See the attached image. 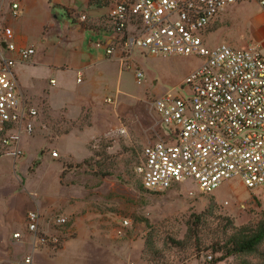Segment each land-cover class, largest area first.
I'll return each mask as SVG.
<instances>
[{
  "label": "built area",
  "instance_id": "obj_1",
  "mask_svg": "<svg viewBox=\"0 0 264 264\" xmlns=\"http://www.w3.org/2000/svg\"><path fill=\"white\" fill-rule=\"evenodd\" d=\"M246 1L256 2L264 13V0H125L110 9L112 31L124 49L123 66H131L137 50L144 56H186L201 62L185 78L184 94L167 92L151 102L162 134L145 145L135 169L146 190L163 193L192 181L202 193H210L235 178L252 191L264 187V49L259 44L211 47L207 41L208 29ZM11 9L17 17L19 5ZM80 18L86 20L85 15ZM4 37L7 50L17 57L0 56V159L24 155L23 136H32L38 119V110L20 93L14 73L36 50L11 43L10 28H5ZM96 45L102 47L101 42ZM106 52L112 54L113 48ZM135 75L141 83L144 72L136 70ZM118 132L125 134L126 128ZM52 157L58 158V152ZM41 219L38 211L28 212V232L38 245L58 249L69 233V217L49 218L52 234L42 228ZM130 225L123 220L118 236L126 237ZM212 261L211 255L204 258V264Z\"/></svg>",
  "mask_w": 264,
  "mask_h": 264
},
{
  "label": "crops",
  "instance_id": "obj_2",
  "mask_svg": "<svg viewBox=\"0 0 264 264\" xmlns=\"http://www.w3.org/2000/svg\"><path fill=\"white\" fill-rule=\"evenodd\" d=\"M119 1L125 0H0V56L17 57L16 52L6 48L5 28L12 30L10 42L17 48L36 50L29 62L14 68L20 93L34 105L48 107L50 121L58 119L62 126L72 124L66 132L57 134L56 140H50L51 128L46 121L41 128L47 139L46 152L39 147L27 154L24 142L31 145L35 141L32 135L22 141V157L0 159V264H26L29 257L30 264H152L144 258L142 238L129 234L119 237L118 228L100 222L106 214L97 212L89 199L80 196L82 188L73 180H65L72 174L67 172L68 166L82 164L90 155L88 145L109 135L120 115L142 101L128 100L135 97L123 84L127 68L122 63L124 49L109 21V11ZM13 4L20 7L17 17L11 9ZM242 7L238 4L230 8L224 17L239 13ZM82 15L86 16L85 21L81 20ZM248 22L262 27L255 36L264 49L262 10ZM98 42L102 47L96 45ZM106 48H113V53L107 54ZM102 104L114 106L105 110L100 107ZM86 112L90 114V124L74 125ZM96 127L100 131L90 133L84 141L81 135ZM55 141L59 147L54 146ZM75 141L84 144L81 157L66 147ZM53 151L58 152V158L52 157ZM41 166H58L53 179L49 174H40ZM30 211L41 214V226L48 234L55 232L47 223L49 218L58 214L69 217V233L58 249L35 243L27 230ZM17 233L20 238L14 237Z\"/></svg>",
  "mask_w": 264,
  "mask_h": 264
},
{
  "label": "rangeland",
  "instance_id": "obj_3",
  "mask_svg": "<svg viewBox=\"0 0 264 264\" xmlns=\"http://www.w3.org/2000/svg\"><path fill=\"white\" fill-rule=\"evenodd\" d=\"M240 4H243L242 11L222 17L208 29L209 46L231 43L244 48L259 44L255 33L261 31L262 27L250 25L248 19L256 17L260 7L254 1ZM139 52H134L135 61L124 70L123 84L135 97L128 100L142 101L133 110L120 115L118 125L109 131V135L105 134L88 145L90 155L82 164L68 166L67 172L72 174L65 180L77 183L82 188L80 196L89 199L97 212L106 214L99 219L100 222L115 229L120 227L123 220H129L131 225L127 235L142 238L145 244L146 241L150 242L152 247L148 248L147 256L156 264H204V258L209 255L214 259L221 256L222 252H213L215 245H227L229 235H224L227 221L222 220L221 216L231 218L237 226L262 218L264 187L252 191L240 178H235L222 183L210 193H202L192 181L163 193H152L144 189L135 169L142 159L145 145L156 141L162 130L151 102L166 92L184 94V80L188 73L198 68L200 61L195 57L164 58L144 56ZM136 69L144 72L140 84L136 79ZM113 106L100 105L105 110L113 109ZM34 107L38 110L32 134L35 141L31 145H25L24 142L27 154L39 147H47V139L42 136L46 121L51 128L50 133L47 132L50 140H56L57 134L66 132L72 126H62L58 119L50 121L52 114L48 107L38 104ZM89 118L90 114L86 112L81 121L74 125L85 127L90 124ZM123 127L126 128L125 134L118 132ZM98 131L100 127L86 131L81 137L86 141L90 133ZM25 138L30 136H23V140ZM54 146L59 147L56 141ZM66 147L76 157L85 153L84 144L79 141ZM61 151H65V146ZM41 168L40 174H49V178L53 179L58 166ZM191 192L193 195H190ZM211 206L213 217L197 225L194 215L203 213ZM225 232L229 234L226 229ZM263 252L264 244L259 254L264 256ZM243 259V256L235 255L219 264H241ZM250 259L254 263L259 262L256 257L250 256Z\"/></svg>",
  "mask_w": 264,
  "mask_h": 264
},
{
  "label": "trees",
  "instance_id": "obj_4",
  "mask_svg": "<svg viewBox=\"0 0 264 264\" xmlns=\"http://www.w3.org/2000/svg\"><path fill=\"white\" fill-rule=\"evenodd\" d=\"M210 217H213L212 206L203 213L194 215V221L197 225H200V223L206 221L207 218ZM221 219L227 221V227H224V235L229 236L226 241L227 245H225V243L223 246L217 244L212 248L215 254L222 252L221 256H218L215 259L213 258L212 264H219L227 258L235 255L244 257L241 264H264V256L263 254H259L260 247L264 244V214L258 221L240 226H237L231 218L221 216ZM225 229L226 231H229V234L225 232ZM150 247H152V244L146 241L144 258L146 256V261L156 264L149 258V256H147L149 251L148 248ZM250 256L258 258L259 262L254 263L250 259Z\"/></svg>",
  "mask_w": 264,
  "mask_h": 264
}]
</instances>
